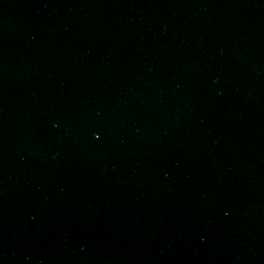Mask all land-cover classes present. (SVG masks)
Listing matches in <instances>:
<instances>
[{
  "label": "water",
  "instance_id": "water-1",
  "mask_svg": "<svg viewBox=\"0 0 264 264\" xmlns=\"http://www.w3.org/2000/svg\"><path fill=\"white\" fill-rule=\"evenodd\" d=\"M0 264H264V0H0Z\"/></svg>",
  "mask_w": 264,
  "mask_h": 264
}]
</instances>
